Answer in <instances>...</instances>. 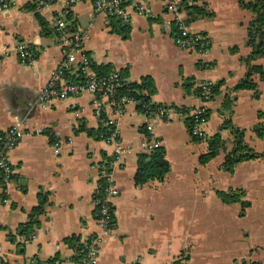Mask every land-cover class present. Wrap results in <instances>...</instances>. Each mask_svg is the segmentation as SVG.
I'll use <instances>...</instances> for the list:
<instances>
[{
  "label": "crops",
  "instance_id": "1",
  "mask_svg": "<svg viewBox=\"0 0 264 264\" xmlns=\"http://www.w3.org/2000/svg\"><path fill=\"white\" fill-rule=\"evenodd\" d=\"M168 0H127L130 20L125 37L114 28V17L94 12L89 0L72 4L55 1L36 7L26 0L0 11V130L16 117H25L24 132L7 152L13 166V180L0 184V253L6 264H80L76 245L65 237L98 231L95 220L96 163L111 152V144L98 137V117L112 114L106 96L81 91L53 98L44 108L36 105V92L46 83L60 62L58 36L52 31L57 19L69 28H86L83 51L98 73L118 71L120 80L138 81L148 75L154 91L150 99L184 108L150 121L153 136L163 148L168 169L161 179L135 184L137 153L145 150L142 139L146 118L135 101L124 104L117 118L122 152L112 175L118 193L113 198L114 223L98 246L96 264H237L241 260L264 264V157L243 159L230 171L220 165L232 146L222 117L243 128V139L257 152L264 151V138L254 135L256 110L264 109V76L255 74L258 96L241 88L229 91L231 110L221 114L218 106L225 92L245 70L242 57L250 47L245 43L246 24L252 12L237 0H195L209 11L185 20L187 28L207 39L204 52L184 49L171 33L172 11ZM142 3L147 14L134 11ZM39 19L44 23L40 31ZM25 43L35 51L31 62H21L14 46ZM253 62L264 65V55ZM66 79L79 77L72 63L63 73ZM220 80L216 92L203 102L207 109L201 128L206 136L218 131L223 139L216 154L199 163L205 138L193 140L185 118L193 106L201 104L197 83ZM264 120V117H263ZM47 131L58 140L54 152ZM240 189L238 200L223 201L216 190ZM46 200L39 223L29 238L17 233L38 194ZM6 197L3 200L2 197Z\"/></svg>",
  "mask_w": 264,
  "mask_h": 264
},
{
  "label": "built area",
  "instance_id": "2",
  "mask_svg": "<svg viewBox=\"0 0 264 264\" xmlns=\"http://www.w3.org/2000/svg\"><path fill=\"white\" fill-rule=\"evenodd\" d=\"M36 7H46L55 1H62L65 4H72L80 0H26ZM94 12H103L113 15L121 22L128 23L130 20V11L128 10L127 0H89ZM179 0H168L166 8L173 13L172 20L176 23L178 34L174 36V42L184 49H195L204 52L207 48L206 37L199 33L189 30L185 20L180 17L177 9ZM18 0H0V11L16 4ZM133 9L138 14H147V9L142 3L134 4ZM186 14L184 17L186 18ZM53 29L58 36L60 45L61 59L59 64L51 70L46 83L36 92L34 102L36 105L44 108L49 100L53 98H63L69 95H75L81 91H87L93 95L101 94L106 96L107 101L112 106V114L103 116L96 111L98 117V126L101 130L98 137L111 144V152L96 163V182L94 192L96 193L95 220L99 227L98 231L92 232L80 238V264H96L98 246L103 235L109 233L112 229L113 218V198L117 195L118 189L112 175V169L116 165L122 152L127 150L119 139V130L117 118L123 112L124 104L128 101H135L131 96L121 93L118 86L121 84L120 75L116 70H110L105 73L97 74L91 70L90 58L84 52L83 40L87 36V29L76 27L69 28L63 19H57ZM16 55L21 62H31L35 51L29 48L25 43L18 42L14 46ZM9 48L6 45H0V53L7 54ZM76 64L79 77L77 79H66L63 73L72 64ZM210 80H201L196 87L199 89L198 97L201 104L193 106L185 112L190 117L189 134L204 138L206 136L201 128V123L206 118V110L203 102L211 98ZM146 118L144 130L146 135L142 139V147L149 150L158 146V140L153 136V128L150 118L152 116L163 118L169 112H178L177 107L172 104L162 103L155 106L151 113L140 110ZM26 123L25 117H16L11 124L0 130V184L2 191L6 193V185L13 180V166L8 159L7 152L17 142L24 132ZM48 139L52 144V149L57 152L59 149L58 140L54 139L52 134L47 131ZM99 193V194H98ZM6 200V197H2ZM0 264H6L0 253ZM27 264H38L35 258L28 260Z\"/></svg>",
  "mask_w": 264,
  "mask_h": 264
},
{
  "label": "trees",
  "instance_id": "3",
  "mask_svg": "<svg viewBox=\"0 0 264 264\" xmlns=\"http://www.w3.org/2000/svg\"><path fill=\"white\" fill-rule=\"evenodd\" d=\"M238 4L244 8L249 9L252 12L250 19L246 24V38L245 43L250 47L249 53L242 57V61L245 64V70L243 75L237 79L233 85H231L227 92L224 93L218 110L221 114L229 112L231 110V103L233 100L232 94L229 91H234L241 88H248L252 90L253 97L258 96V88L256 86V81L254 75L256 74L258 78L264 76V65L253 62V59L257 56L264 55V0H237ZM177 9H182L187 15L185 20L192 19L196 15H203L209 13L204 8V3H196L195 0H179L176 6ZM114 17V26L115 30L121 33L122 37H125L127 34V23L121 22L118 18ZM40 31L44 30V23L39 19ZM171 33L176 36L178 34L177 26L174 21H171ZM54 33L56 31L52 29ZM57 34V33H56ZM32 49V48H31ZM91 67V62H90ZM98 72L97 74L105 73ZM220 80H216L211 84L212 92H216ZM118 90L121 93H125L131 96L136 100L137 109L147 111L151 113L155 106L160 105V102H154L150 99V94L154 91L153 81L148 75H143L139 78L138 81H121V84L118 86ZM199 89L195 87V92L198 94ZM177 110L183 111L184 108L180 106L177 107ZM206 115H207V109ZM257 120L252 124L251 130L254 135L260 138H264V109L256 110ZM185 124L189 133L190 127V117L186 116ZM221 127H228L232 136V146L225 153L223 159L220 163L221 167L227 171H230L234 164L240 160L262 156L264 157L263 152H257L246 144L243 139V128L232 124L230 119L227 116L222 117ZM101 130V127H97V135ZM190 138L193 140H202L198 136L189 134ZM51 139V138H50ZM205 149L200 152L197 161L199 163H204L206 160L211 158L216 154L218 149L222 147L223 139L220 136L218 131L209 134L205 138ZM168 169V163L164 158L163 148L161 146L153 147L149 150H142L137 153L136 156V169L133 174V181L135 184L139 185L149 179H161L166 170ZM242 190L240 189H227V190H216V194L223 201L238 200L240 202L239 214L242 213L245 205L248 204L247 200L240 198ZM99 194V193H98ZM46 200L44 193L38 194L37 202L28 210L26 219L22 222H19L16 229L17 233L22 234L24 238H29L35 227L39 223L38 215L43 211V205ZM65 240H70L76 245L79 256H81L80 243L77 241L78 237L71 235L64 238ZM52 258H48L46 264H49ZM136 264V263H132ZM237 264H258L257 261H244L241 260Z\"/></svg>",
  "mask_w": 264,
  "mask_h": 264
}]
</instances>
